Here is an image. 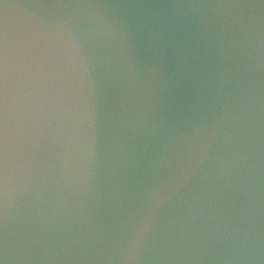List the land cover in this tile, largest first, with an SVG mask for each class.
<instances>
[{"label":"clouds","instance_id":"clouds-1","mask_svg":"<svg viewBox=\"0 0 264 264\" xmlns=\"http://www.w3.org/2000/svg\"><path fill=\"white\" fill-rule=\"evenodd\" d=\"M0 264H264V0H0Z\"/></svg>","mask_w":264,"mask_h":264}]
</instances>
